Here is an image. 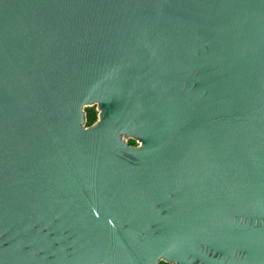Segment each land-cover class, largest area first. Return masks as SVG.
<instances>
[{
    "label": "water",
    "instance_id": "obj_1",
    "mask_svg": "<svg viewBox=\"0 0 264 264\" xmlns=\"http://www.w3.org/2000/svg\"><path fill=\"white\" fill-rule=\"evenodd\" d=\"M162 261L264 264V0H0V264Z\"/></svg>",
    "mask_w": 264,
    "mask_h": 264
},
{
    "label": "trees",
    "instance_id": "obj_2",
    "mask_svg": "<svg viewBox=\"0 0 264 264\" xmlns=\"http://www.w3.org/2000/svg\"><path fill=\"white\" fill-rule=\"evenodd\" d=\"M98 110L96 106L86 107V117H87V125H92L98 119ZM130 144L136 145L137 142L134 139L129 140ZM161 264H170L162 261Z\"/></svg>",
    "mask_w": 264,
    "mask_h": 264
},
{
    "label": "flooded vegetation",
    "instance_id": "obj_3",
    "mask_svg": "<svg viewBox=\"0 0 264 264\" xmlns=\"http://www.w3.org/2000/svg\"><path fill=\"white\" fill-rule=\"evenodd\" d=\"M136 141V140H135Z\"/></svg>",
    "mask_w": 264,
    "mask_h": 264
}]
</instances>
